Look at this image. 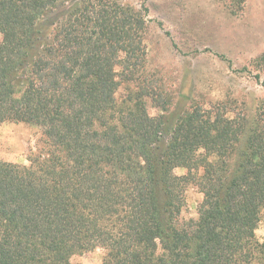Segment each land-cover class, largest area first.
<instances>
[{"label": "trees", "instance_id": "trees-1", "mask_svg": "<svg viewBox=\"0 0 264 264\" xmlns=\"http://www.w3.org/2000/svg\"><path fill=\"white\" fill-rule=\"evenodd\" d=\"M147 23L119 0H0V124L46 137L29 163L0 160V264L96 247L106 264H264V104L250 125L196 105L166 134L145 101L166 109L145 77ZM190 184L203 200L184 220Z\"/></svg>", "mask_w": 264, "mask_h": 264}, {"label": "rangeland", "instance_id": "rangeland-1", "mask_svg": "<svg viewBox=\"0 0 264 264\" xmlns=\"http://www.w3.org/2000/svg\"><path fill=\"white\" fill-rule=\"evenodd\" d=\"M119 2L139 9L148 18L144 33L145 77L163 91L166 109L150 96L145 101L151 115L166 117V134L182 113L196 105L226 104L230 116L241 112L251 124L264 104V0ZM45 141L39 125L2 122L0 160L27 164L32 152L45 148ZM174 172L185 174L187 168L177 167ZM185 198L182 219L197 218L202 190L190 184ZM256 235L264 242V209ZM107 258V251L96 247L75 254L71 261L106 264Z\"/></svg>", "mask_w": 264, "mask_h": 264}]
</instances>
